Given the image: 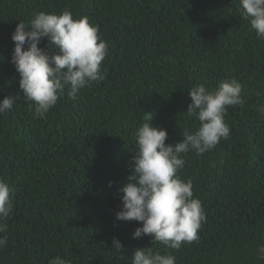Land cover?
I'll return each mask as SVG.
<instances>
[{"label": "trees", "instance_id": "1", "mask_svg": "<svg viewBox=\"0 0 264 264\" xmlns=\"http://www.w3.org/2000/svg\"><path fill=\"white\" fill-rule=\"evenodd\" d=\"M87 17L108 55L104 79L67 89L45 118H35L10 62L12 34L38 12ZM239 0H0V180L13 189L7 244L0 264H132L152 247L175 264H264V38L243 19ZM47 39L39 48L47 50ZM27 44L25 45V50ZM241 85L243 105L228 106V139L210 151L182 154L179 175L192 182L205 221L199 239L165 250L150 236L133 239L138 222L116 220L119 191L131 175L135 132L142 123L182 140L200 122L189 116L188 91ZM149 115V116H148ZM111 182V186L109 183ZM123 252L113 249V239Z\"/></svg>", "mask_w": 264, "mask_h": 264}, {"label": "clouds", "instance_id": "2", "mask_svg": "<svg viewBox=\"0 0 264 264\" xmlns=\"http://www.w3.org/2000/svg\"><path fill=\"white\" fill-rule=\"evenodd\" d=\"M243 19L259 38H264V0H239ZM14 50L11 63L19 74V89L35 118H45L67 89L75 100L80 89L104 79L101 63L108 55L105 41L98 36V27L88 18H73L70 10L60 14L38 12L29 25L19 22L12 34ZM47 39V50L38 47ZM27 49L25 50V45ZM241 85L235 80L221 82L215 91L203 84L188 91L191 103L187 114L200 122L194 132L185 130L175 144H165L168 133L150 122L142 123L135 132L136 153L131 160V175L119 190L122 207L116 220L138 222L132 238L150 236L152 243L167 249H180L199 239L198 231L205 221L199 199L194 198L192 182L178 174L184 167L182 154L202 155L212 150L221 139H228L230 128L224 117L228 106L243 105ZM16 97L9 95L0 101V114L13 109ZM264 114V106L259 108ZM149 116V115H148ZM111 186V182L109 183ZM15 193L0 180V233L7 231V220L13 212ZM7 237L0 236V247ZM113 249L123 252L122 243L113 239ZM132 264H175V256L163 254L152 247L135 249ZM49 264H70L57 256Z\"/></svg>", "mask_w": 264, "mask_h": 264}]
</instances>
